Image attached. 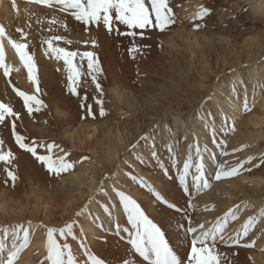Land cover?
<instances>
[{
	"label": "rangeland",
	"instance_id": "1",
	"mask_svg": "<svg viewBox=\"0 0 264 264\" xmlns=\"http://www.w3.org/2000/svg\"><path fill=\"white\" fill-rule=\"evenodd\" d=\"M20 1H23V3H20L23 6H30L29 0H20ZM170 1L171 0H169V2ZM145 2L147 3V0H145ZM213 2L214 0L208 4L205 3L206 6H202V8L208 10V14L204 16L203 19H194L189 24L185 23L177 26L176 23L177 16L174 14L176 22L173 25L169 26L167 29L172 30V32L178 29L181 31L192 32L195 35V37L198 38L199 41H202L204 40V38L208 37L209 39L212 40L213 43H215L217 42L218 38L223 34L222 28L227 27L226 29H224L225 30L224 34L229 36L237 44L238 48H240L239 47L240 44H242L243 40L246 39L248 36H255V37L262 36L260 33L262 32V27L260 28L258 27V29L254 31L252 30L251 21L249 20L250 19L249 16L251 15V10L248 8L247 5H245L246 3H244L242 0H233L228 5H226V7H222V8L221 6H219L218 3L216 2L213 3ZM234 4H237L238 6L241 5V8L236 9ZM222 9L225 11V14L223 13V15L221 13ZM239 9H242L239 17L235 21L230 20L231 16L235 12L239 11ZM47 11L48 12L54 11V13L60 17V20H58V22L56 23L50 24L49 22L51 19H49L50 17L48 16ZM226 13H231V15H226ZM220 15L224 17L225 21L229 22L225 27H223L222 24H221L222 27L219 26L220 24L218 23L219 21L217 16ZM226 18L229 20H227ZM17 20H18L17 16H13V22L11 25V32L9 34V38L12 39L14 42L25 43L27 45L25 51H27L28 54L33 57L37 70L38 88H39V91L37 92L36 86L33 85V83L28 79L27 70L20 62L19 57L16 54V51L14 50L21 65V68L18 71H16L13 68V64L11 62L7 61L5 53L3 51L4 54L3 63L6 66H10L12 68V71H10L9 75L5 77L3 74V69H0V77H1L0 103H5L8 106H10L16 115L13 116L6 115L5 120L3 122H0V132L2 134H4V132H9L10 134L7 147L5 146L4 148H2L4 150L0 151V153L6 154V152L7 153L11 152L12 156L14 157L13 160L17 164V170L16 171H13L11 169L8 170L13 172L16 177L15 181L13 182L11 179H9L7 175V171L5 170L7 166L6 163L4 161H0V170H1L0 176L2 177V182H1L2 186L0 187L6 188V190L12 194V196L15 195L20 197L26 194L27 192L33 195L36 193V190L44 193V192H48V190H50L51 188L54 189L53 187L57 186L59 179L61 177L70 174V172H74V168L76 169V167L81 165L80 164L81 161H84L85 159L90 160V157L94 159L95 156L92 157L90 153V149L94 150L95 155H97V158L104 159L105 158L104 151L106 147L105 145L110 140L109 138H106L102 132L107 128V126L105 127L103 125L104 123H111L112 125H114L115 123L119 122L121 125L125 126L123 127L122 133H124L126 136L129 135L131 138L135 136V126L131 120H128L129 118L118 120L110 116L101 115L98 112V110H101V107L107 110L106 95L108 97L110 94V89H112V86L110 85L112 82L110 81L109 75H105V76L101 75V79H99V77H97L98 74L94 73L97 77L96 78L97 81H99V82L96 81L100 86V91H98L96 84L92 80V77L88 74L87 60L86 61L83 60L85 61L83 62L80 60L79 57H77L74 60V64H76L79 67L80 76L77 83L73 85L74 87H76L77 90V94L73 95L68 87V72L66 71L63 60L56 59L52 52H47L46 55L45 52L48 46L47 44L43 43V41L47 40L50 37L62 35L60 37H63L64 40L53 41V47L59 46L66 49L67 51L84 52L82 51V49L81 51H79L77 48L74 47V45L77 46L76 45L77 43H75L74 41H78V44H81V43H85L86 40L89 39L90 37L96 38L97 36L99 40L96 39L97 42L96 40H94L95 42L94 48L97 49V51H99V53H97V56L99 58H103V55H106L105 52L107 50H105V47L103 50L102 43H100V37H99L100 34H104L102 36L103 39H101L103 43L107 42L108 49L111 46L112 48H110V50L112 49L111 51H114L116 46L114 44H116V42L118 43L117 40L119 39L124 40V38H126V36L117 34L116 31V28H118L119 31L123 32L121 27L122 25L120 26L118 22H114V29L111 33H109L104 28L102 23L99 24L100 29H98L99 28L98 25H89L88 30L86 31L85 25L76 21L69 14V12H61L59 10V5H55L52 7L42 6L40 7L39 11L35 12V16L29 17L28 19H26L25 17L23 20H19V21ZM74 25H77L78 27H75ZM196 25H199V27L196 28L195 27ZM17 29H19L20 31H17ZM58 30L60 32L59 35H57ZM81 40H83V42ZM113 40L114 42H112ZM64 41H70L71 43H65ZM150 47H149L150 49L145 48L144 49L145 51H142L143 57H144V53L148 52L147 59L149 60V62L152 59H154V57H156L157 54L155 55V53L160 51L158 47L157 48H154L152 46ZM215 49L216 47L214 48V50ZM240 50L241 48L238 51L240 55H242L240 59L242 63L238 64L241 67L237 69L236 72L238 73L237 76H239L242 81V79L245 80L247 77V75L245 74V67L243 66V64L247 62V56L245 53L246 51H240ZM253 51H254L252 55L253 61L262 62V57L264 58V53L256 55L257 54L256 51L255 50ZM178 53L181 52L177 51L174 54H178ZM168 55L169 54L165 53L161 58V60L164 63L165 69L172 68L174 65L173 62L168 61L167 59ZM213 55L215 54H212V56ZM217 55L213 56V58L210 60L211 61L210 65L212 67V70L214 72H218L214 81L220 83L221 89L227 87L228 86L227 84L235 85L241 83V81L237 82L238 77L230 75L233 74L232 71L234 68L233 66L236 64V62H234L235 59L230 57L229 58V60L231 59L230 62L225 66L224 64L222 65L220 64L221 60L219 59L221 58L222 54L220 55L217 54ZM142 56L141 58H143ZM190 59H191L190 57L187 58L186 55L182 54V57L178 59V63L181 62L186 69L188 68V63ZM143 61L145 62V60ZM99 63L102 64L100 60L98 61V66H100ZM118 66H121V64ZM230 67L233 68L229 69ZM41 68L46 69L47 72L44 74V72L41 71ZM101 69H102V65H101ZM110 69L112 70V65L111 67H109L108 70L109 73L111 72ZM116 70H119V68ZM160 70L161 69L157 71L160 72ZM120 71L122 72L121 67H120ZM141 71L143 74L139 73V76H137L136 73H133V76L128 77L131 83L130 86L125 85V82L122 79H120V76L115 81L120 86V91L128 92L129 95H132L134 102L136 103V106H140V108L145 107L147 109H150L149 102L153 104L155 103V100L157 99V97H159V95L165 96L164 93L162 92L159 93L160 88L162 89L166 87L168 88L169 86H167L168 84H166L163 80H160L158 76L150 73H144L143 70ZM196 71H200V66L196 67L194 72ZM49 74L52 75L53 81L49 79L48 76ZM81 74L83 76L82 78H81ZM157 74L159 73L157 72ZM119 75L121 74L119 73ZM208 75L211 77H209ZM208 75L206 74L207 76L205 79L206 85L208 84L210 85L212 83L211 81L213 77L209 73ZM197 86L198 85H191L192 89L194 90ZM261 86H263L262 96L264 97V84L263 85L260 84V87ZM13 89L24 92L26 95H36L37 98L40 101H42L41 105L39 106V110L38 111L34 110L31 114H29L28 110L24 107L22 98L17 96L16 91H14ZM186 95H188L187 99L198 98L197 92H192L191 95L189 94ZM92 99H94L96 105L92 104L91 102ZM98 100L101 101L102 103H97ZM239 104L241 105L240 102ZM179 105L180 104H177L172 108H177ZM89 106H91V114H89L88 111ZM35 107L36 106L33 105L34 109ZM185 107H186L185 108L186 111L190 109L189 106H185ZM257 108L258 107H256V105L252 103L243 105L241 106L239 112H237L236 116L231 115L232 117H234V119L230 120L231 123L227 122L229 125L220 124L212 127L216 132L211 136L208 135L207 136H208V142L211 146V151L208 153V157L212 155L213 158L206 159L208 168H207V172H205V176L208 180L209 186L207 188H204L203 181H201L199 192L196 191V187L192 181V176L195 175L193 173L194 171L193 168L190 169V175L187 180L188 191L185 192L181 187V185L178 183L177 170L182 169L184 165L183 164L181 166V160H182L181 151L177 150V148H179L180 145L176 144L175 148L171 147L172 152L170 153L168 149L169 146H171L172 141L170 137H166V139H164L165 134H163L162 128H160V130H155V128L152 129V132L154 134H157L155 140L156 142L154 143L155 146L154 153H156L155 156L152 155V151L150 153L151 149L148 147V142L141 139L142 137H145V135L142 133V136L138 138L140 142V146L141 147L144 146V149L146 147L145 152H148L147 156L148 158H151V162L142 164L141 165L142 171H139V174L131 166H128V168H124V172H126L125 173L126 179L123 182H120V185L123 187V189H119L118 191L123 192L126 195L133 198L134 200H136V202L145 211V214L148 216V218L151 219L161 229V231L164 232L165 238L169 242V246L172 248V250L177 255V257L182 261V264H187V256L191 251V247H192L191 241L193 236L199 234V231H203L210 227L211 228L214 227L215 225L212 222L216 220V218L219 219L220 216L224 214L223 213L225 212L223 207L224 204L221 200L224 201L225 193L217 192V189L222 184L224 185V187H226L227 190L230 189L234 191L232 198L233 200L231 199V202L234 204L233 207H237L239 205L240 207H238L237 214H235V219H232L231 216L228 217L226 226L223 230L222 235L224 233L230 235L228 238H225L227 239V243L223 242L225 239L220 240L218 239L219 237L217 238V242L215 244V250H216L215 254L219 257V264H252V258L256 254H259L258 253L259 251L264 252V249H259L258 252H255L256 243H258L261 240V237L264 235V233L261 232L259 228L261 226L260 224L264 221V186L252 185L249 182H245V183L240 182L239 184H237L236 182L237 180H239L240 177H245L247 180H250L251 178H253V176L258 175L264 167V163L263 165L261 163L264 162V139L249 141V142H255L257 144L256 147H258V150H261V152L258 153L259 156L261 157L256 159L253 158V156H251L255 151V145L249 143L248 140L244 141V139L246 138L245 130L250 126L249 123L248 124L245 123L244 117L249 115L253 111L260 113L259 108L258 109ZM59 112L65 114L67 117L71 119V121L73 120L72 121L73 123L67 126H61V125L59 126L56 120ZM149 113L151 118L154 119L155 117H157V114H153L151 112ZM17 116L19 117L18 119ZM140 123H141L140 127L144 128L143 130H145V125H148L151 122L148 120L147 117L146 118L142 117V119H140ZM13 124H15L16 126L15 127L16 134L22 135L25 138L24 143L36 147L37 155H51L52 158H55L56 157L55 152L49 154L47 151V145L53 144L56 147H59L60 149H64L63 152L66 154L65 159L67 160V162L73 165V168L68 170L67 172L61 173L60 175L50 174L46 170L45 166L39 161H37L31 153L20 149L19 146L16 144L13 136V131H14ZM84 125L87 127H90L92 125L99 127V129L101 130H98L94 136L97 137L95 138V140L97 139L98 141V139H100L102 143L94 144V142H92L90 144L91 148L89 149V151L87 152L85 151L82 153L71 147V144L67 137L71 134L74 135L76 128H81ZM111 131L109 132L110 133L109 135L112 134ZM42 132L48 133L49 137H44L42 135ZM149 132H151V130H149ZM76 133L79 134L80 132L77 131ZM235 134L236 135L238 134V140L236 141H239V138L243 139L241 140V142H239L240 144L238 145H236V141H234V137L236 136ZM166 135H170V134H166ZM40 145H43V147H40ZM231 150L233 153L229 156L228 153ZM188 154L189 153L183 154L182 161L184 163L189 158ZM120 155L121 158L122 156H124L123 153H120ZM173 157L176 160L175 167H173ZM249 158H251L250 162H249ZM29 163L31 164L33 163L37 167L36 168L37 173L35 176L31 175L28 172L29 169L27 166ZM221 166L223 168V171L225 172H227V166H230L231 170L234 168L237 169V173L232 175L231 177H222L220 180H216L214 178L215 172L217 169L221 168ZM145 173L149 175L146 176ZM165 173H167V175ZM32 177L34 179L30 180ZM150 178L153 181V183L151 182ZM141 179L144 180L147 184L151 185L153 188H155L157 192L159 191V193L164 197V199L168 201L170 205H174L175 208L166 206L165 204H162L159 201H157L146 188L140 185L139 180ZM230 182H235L236 188H232L228 186L229 184H231ZM30 183L31 185L29 186ZM28 187H30L29 190ZM161 188H164L165 190H162L163 192H161L160 191ZM136 192L140 195V199H142V201L139 202L137 198H134L132 196V193H136ZM256 193H259L260 195ZM214 195L220 196L221 197L220 200L218 201V198H216ZM253 195L255 197H253ZM52 196L54 201H56L57 199V205H55L56 207L55 212L58 211V214H55V218H53L51 221L57 222L59 224L64 219L61 218L63 215L61 214V206H60L63 200H61L60 196H55L54 193H52ZM202 196H206V200L209 203H202V201L200 200ZM244 198H246V200H244ZM43 201L45 203L48 202L45 199H43ZM254 204L262 208L261 214L256 213L255 210L256 206H254ZM231 211L233 212V210ZM24 214L27 213L24 212ZM206 214H208V217L206 218L207 220L203 219V217ZM41 218L42 216L38 217L37 219H41ZM250 218H251V223H249ZM119 219L120 217L117 218L116 222L114 223V226L117 223H119L118 222ZM7 221L8 220H0V223L3 222L6 224L8 222H11V221L7 222ZM26 222L34 223L37 225V231L35 232V234H32L29 231L28 224L27 223L24 224V229L28 230L29 242L27 246L30 244L37 243L38 241L41 240V237H44L45 242L47 241L48 228H45L43 226L38 228L37 221L26 220ZM122 222L119 223L121 226V231L119 235L114 230V233H106V234L104 233L103 235L98 236L95 239L94 243H92L89 247L91 255L103 261V264H125V262H127V264H146V262L143 261L142 258H140L137 254L134 253V251L131 248V245L127 242L128 233L124 232L123 229L124 228L130 229L131 226L127 224V221L125 220V218L123 219V217H122ZM235 223L241 224L239 225L240 228H237L238 226L236 227L232 226ZM246 223H248V231L246 235H243L244 225ZM58 224L51 226L50 228L58 229L59 228L57 226ZM201 224L205 226L204 227L205 229L199 228ZM3 226L4 225L0 224L1 231L7 228V226L4 227ZM189 226L197 228L198 229L197 233L188 235L186 229ZM257 229H259L258 231L260 232L258 235H257ZM0 234L2 235V233ZM18 235L22 236L23 230H21ZM54 238L58 244L60 245L67 244L69 246V249L71 250L73 257L75 258L76 264H90L89 258L88 256L85 255L84 249L81 247V243L78 239H74L72 237L69 238L66 236L61 237L58 231L54 234ZM236 240H238V243L233 242ZM8 242H9V237H8ZM246 244H252L253 246L252 247L242 246ZM26 247L23 248L22 251L18 253L17 257L14 260V264H22L21 262L22 257L20 255L24 254ZM10 250H12V247L8 245V248L6 249L4 248L2 254H4L7 257L8 252ZM226 250L232 252L231 258L225 255L224 251ZM44 253L45 250L43 251L41 257H39L38 264H44L43 261L45 259H43V257L47 256V254ZM4 261H6V258L3 257L2 263L0 264H4ZM45 264H49V262L46 261Z\"/></svg>",
	"mask_w": 264,
	"mask_h": 264
},
{
	"label": "bare ground",
	"instance_id": "2",
	"mask_svg": "<svg viewBox=\"0 0 264 264\" xmlns=\"http://www.w3.org/2000/svg\"><path fill=\"white\" fill-rule=\"evenodd\" d=\"M211 1L213 0H171L169 2V7L172 8L173 13L177 16L176 23L178 26L185 23L189 24L191 21H193V18L196 16V13L202 8V6H206V4L210 3ZM231 1L233 0H214V2L218 3L221 8L226 7V5H228ZM242 1L246 3L245 5H247L251 10L249 20L251 21L252 30L254 31L257 30L258 27H262V32H260L262 35L261 37L248 36L239 46L241 48L240 51H246L245 53L247 56V62L243 64L247 77L245 80L242 79V81L241 78L237 76L238 73L236 72V70L241 67L238 64L242 63L240 60L242 55H240L238 51L240 48H238L237 44L229 36L224 34V29H226L227 27L222 28L223 34L215 43H213L212 40L208 37H203L204 40L199 41L192 32L181 31L179 29L174 30L173 32L170 29H165L164 31H159L155 28L146 29L143 30V38H141L139 35H137L135 38L126 36L124 40H120L118 38L120 41L117 40L118 43L115 41L116 44H114L116 45L114 50L115 52L111 51L112 49L110 50V48H112L110 44V48L108 49V43H103V41L101 40L103 39L102 36L104 34H100V43H102L103 50L104 47L105 50H107L105 52L106 55H103V58H99L97 56V53H99V51H97V49L93 47V41L96 39L99 40L97 36L96 38H91L89 36L90 38L87 39L85 43L81 44H78V41H74L75 43H77V46L74 45L75 48H77L79 51H81L82 49V51L93 52L95 58L98 61L100 60V62H102V64L99 63V68L101 71L97 77H99V79H101V75H109L110 77V81L112 82L110 85L112 86V89H110L109 96L107 97L106 95L107 110L103 108L104 115L113 117L118 120L129 118L128 120H131L134 123L135 136L132 135L134 137L131 138L129 135L126 136L124 133H122L123 127L125 126L121 125L119 122L115 123L114 125H112L111 123H104L103 125L105 127L107 126V128L102 132L104 136L106 138H109L110 140L105 145V158L99 159L97 158V155H95L94 150L90 149V144L92 142H94V144L102 143L100 139H98V141L97 139L95 140V138L97 137L94 136L95 133L101 129H99V127L95 125H92L90 127L84 125L81 128H76L74 135L71 134L67 137L71 144V147L82 153L85 151L87 152L90 149L92 157L95 156L94 159L90 157V160L85 159L84 161H81V165L76 167V169L74 168V172H70V174L61 177L58 181L57 186H54V189L51 188L50 190H48V192L42 193L36 190V193L33 195L27 192L26 194L18 197L15 195L12 196V194L7 191L6 188L0 187V220L11 221H7L8 223L6 224L3 222L0 223L1 225L7 226V228L4 229L6 231L0 230V233H2V235L0 234V244H3L5 249L8 248V245L12 247L13 242L19 245V243L23 239V235L20 236L18 234L21 230L24 229L25 223L28 224L29 231L32 234H35V232L37 231V225L34 223L26 222V220L37 221L38 228L41 226L50 228L51 226L58 224L57 222L51 221L53 218H55V214H58V211L55 212L57 199L56 201L53 200L52 193H54L55 196H60L61 200H63L60 206L61 214L63 215L61 218L64 219L57 225L59 227L58 229L65 227L68 223H72V234L65 236L78 239L80 243L83 240L84 245L89 253L90 245L94 243L95 239L98 236H101L104 233H114V230L116 231V225L114 226V223L116 222L117 218L120 217V219L118 220L119 223L122 222V217L123 219L125 218L126 221L127 218L123 212L122 207H119V199L115 196L113 188H115L116 190L123 189V187L120 185V182H123L126 179V172H124V168H128V166H131L139 174V171H142L141 165L151 162V158H148L147 156L148 152H145L146 147L144 149V146H140L138 138L142 136V133L145 136L149 137L146 142H148V147L151 149L150 153L152 151L153 154L155 152V146L153 145L156 142L155 140L157 134H154L152 132V129L155 128V130H160V128H162V132L163 134H165L164 139H166V137H170L172 141L171 147L175 148L176 144L180 145L177 150L181 151L182 160L183 154L189 153L188 155L189 157H191L194 174V165L197 160V147L199 148L200 155L203 158L204 170L205 172H207L208 167L206 159L213 158L212 155L208 157V153L211 151V146L208 142V136H211L216 132L212 127L220 124L229 125L227 122L231 123L230 120L234 119V117H232L231 115L236 116L241 106L252 103L259 108L261 113L260 114L256 111H253L252 113L244 117L245 123H249L251 126L250 127L248 125L249 127L245 130L246 138L244 139V141L248 140L249 142L253 140L255 141L264 139V97L262 96L263 86L260 87V84H264V58L262 57V62H258L253 61L252 56L254 53L253 50L256 51V55L264 53V0ZM20 3H23V1L0 0V26L4 28L5 35L8 38L11 32L13 16H17V21L23 20L25 17L26 19H28L29 17L35 16V12L39 11L40 7L43 6L37 3H30V6H23ZM13 4H15V8L13 7ZM234 6L236 7V9L241 8V5L238 6L237 4H234ZM221 11L222 15L223 13L225 14V11L223 9ZM241 11L242 9H239V11L235 12L231 16L230 20L235 21L239 17ZM51 12L47 11L48 16L50 17L49 19L58 22V20H60V17L55 14L54 11ZM226 15H231V13H226ZM217 17L219 21L218 23L220 24L219 26H221L222 24V26L225 27L229 23L225 21L223 16L220 15ZM74 26L78 27L77 25ZM121 27L123 32L127 30L126 26L122 25ZM98 29H100V26ZM135 31L140 32L141 30ZM59 34L60 32L58 30L57 35ZM81 41L83 42V40ZM112 42H114V40ZM2 44L7 61L11 62L13 64V68L18 71L21 68V65L14 52V49L8 44L7 39L2 40ZM133 46L139 48V51H134L130 54L129 49ZM150 46L154 48L158 47L160 51H158L159 53H155V55L157 54L156 57H154V59L149 62V60L147 59L148 52L144 53L143 57L142 51H145L144 49H148ZM215 47L216 49L214 50ZM177 51H180L181 53L174 54ZM165 53L169 54L167 58L168 61L174 63L173 67L168 69L166 68L167 70L165 69L164 63L161 60L162 56ZM182 54L186 55L187 58H191L188 63V68L186 69L181 62L178 63V59L182 57ZM212 54H222L219 60H221L220 64H224L225 66L230 62V57L234 58V62H236V64L233 66L234 68H229H233V74L230 75L238 77L237 82L241 81V83L235 85L227 84V87L221 89L220 83L214 81L218 72H214L210 65V60L213 58V56H215H212ZM141 56L144 59L141 58ZM143 60H145V62ZM120 64L121 66H118ZM111 65L112 70L110 69L111 72L109 73L108 70ZM199 66L200 71L194 72L196 67ZM120 67L122 68V72L120 71ZM118 68L119 70H116ZM159 69H161L160 72L157 71ZM141 70H143L144 73H150L158 76L160 80H163L166 84H168L167 86H169L168 88H160L159 93L162 92L165 94V96L159 95V97H157L155 103L153 104L149 102L150 109H147L145 107L140 108V106H136L132 95H129L128 92L120 91V86L115 81L120 76V79L125 82V85L130 86L131 83L128 77L133 76V73H136L137 76H139V73H142ZM41 71L44 72V74L47 72V70L43 68H41ZM157 72L159 74H157ZM119 73L121 75H119ZM208 73L213 77L211 81L212 83L210 85L205 84V79L207 77L206 74L208 75ZM48 76L49 79L53 81L52 75L49 74ZM82 77L83 76L81 74V78ZM97 82H95V84H97ZM191 85H198L196 87L197 89H192ZM192 92H197L198 98L187 99L188 95L186 94L191 95ZM91 102L92 104L96 105L94 99H92ZM239 102L241 103V105L239 104ZM177 104L180 105L177 108H172ZM185 106H189L190 109L186 111ZM98 112L101 114V110H98ZM149 112L157 114V117H155L154 119L151 118ZM142 117H147L151 122L150 124L145 125V130H143L144 128L140 127V119H142ZM57 118L56 120L59 126H67L73 123V120L71 121L69 117L60 112L58 113ZM149 130H151V132H149ZM77 131L80 133L77 134ZM110 131L112 132L111 135H109ZM9 135V132H4V134L0 132V141H3L0 146V151L4 150L2 148H4L5 146L7 147V144L9 142ZM42 135L44 137H49V134L45 132H42ZM236 140H238V134L234 137V141ZM241 140L243 139L239 138V141H236V145L240 144L239 142H241ZM249 143L255 145V151L251 156H253V158L255 159L260 158L261 156H259L258 153H260L261 150H258V147H256L257 144L255 142ZM63 150L64 149H60L59 147H54L52 152H55L56 157L53 159H58L60 157L65 158L66 154L63 152ZM120 153H123L124 155L122 156V158ZM232 153L233 152L231 150L228 155L230 156ZM182 160L181 166L184 164ZM261 163L263 165L264 162ZM32 164H28V172L31 175L35 176L37 173V167L34 164L32 166ZM6 165L7 166L5 170L7 171L10 169L13 171L17 170V164L13 159H11L9 163H6ZM228 170H231L230 166H227V171ZM145 175L148 176L149 174L145 173ZM106 177L108 178L107 180H105ZM33 179L34 178L32 177L30 180ZM1 182L2 177L0 176V186H2ZM151 182L153 183L152 180ZM236 182L237 184H239L240 182H249L252 185L264 186V167L258 175L253 176V178H251L250 180H247L245 177H240ZM230 183L231 184H229L228 186L236 188L235 182ZM30 185L31 183L29 184V186ZM29 189L30 187H28V190ZM162 190L165 189L161 188L160 191L163 192ZM217 192L225 193L224 201L221 200L224 204L223 207L225 212H223L224 214L220 216L219 219L216 218V220H212V223L214 225L218 220H220L221 223H224L223 218L225 217V215L228 214L230 210H233L234 215L237 214L238 207H240V205L237 207H233L234 204L231 202L234 191L230 189L227 190L226 187H224V185L222 184L217 189ZM105 193H107V195H105ZM254 195L253 197H255ZM132 196L134 198H137L139 202L142 201V199H140V195L137 192L132 193ZM214 196L218 198V201L221 198L217 195ZM43 199L47 200L48 202L45 203ZM200 200L202 201V203H209L206 200V196H202ZM244 200H246V198H244ZM254 206H256V213L261 214L262 208L255 204ZM24 212H26L27 214H24ZM40 216H42V218L37 219ZM207 217L208 214H206L203 219H206ZM236 223L232 226H238L237 228H240L239 225L241 224ZM260 225V231L264 233V221ZM258 230L259 229H257V235L260 233ZM81 232L83 233V235H81ZM17 236L19 237V239H17ZM223 236L225 238H228L230 235L224 233ZM225 241H227V239H225L223 242ZM259 249H264V235L261 237V240L256 243V251H254L258 252ZM44 250V254H47L45 239L44 237H41L40 241L35 244L28 245L24 254L20 255L22 257V264H38L39 257H41ZM224 252L225 255L231 258L232 252H230L229 250H226ZM258 253L259 254H256L252 258V264H264V252L259 251ZM3 257L7 259V257L2 254V251H0V263H2ZM46 257L47 256L43 257V259H45L43 261L44 264L47 261Z\"/></svg>",
	"mask_w": 264,
	"mask_h": 264
},
{
	"label": "snow or ice",
	"instance_id": "3",
	"mask_svg": "<svg viewBox=\"0 0 264 264\" xmlns=\"http://www.w3.org/2000/svg\"><path fill=\"white\" fill-rule=\"evenodd\" d=\"M30 3H37L45 7H52L59 5V10L61 12H69V14L78 22L85 25V30H88L89 25H99L103 24L104 28L111 33L114 29V22H118L119 25L126 26V31L120 32L117 28V34L129 36L135 38L139 35L143 38L144 31L146 29L155 28L159 31H164L169 26L173 25L176 20L171 7H169V0H29ZM15 8V4H13ZM71 10V11H69ZM114 14V16H113ZM208 14V10L201 8L193 19H203L204 16ZM57 21L52 20L49 23H56ZM196 28L199 25L195 26ZM135 30H141L137 32ZM17 31H20L17 29ZM23 36V34H22ZM7 39L8 44L16 51L20 62L23 64L24 68L27 70L28 79L36 86V91L38 88V76L36 66L33 57L25 51L27 45L25 43H17L5 35V30L0 26V69H3V74L7 77L12 71L10 66H6L3 54V44L2 40ZM64 40L63 37L53 36L43 41L47 44L48 48L45 52H52L56 59H62L66 71L68 72V87L73 95L77 94L75 85L79 79L80 72L79 67L74 64V60L79 57L81 61L87 60L88 74L92 77L93 82H96V75L100 73V68L98 66V60L95 58L94 53L91 51L75 52L67 51L66 49L56 46L53 47V41ZM65 43H71L70 41H64ZM95 42L93 41V47ZM134 51H139V48L133 46L129 49L130 54ZM95 73V74H94ZM97 90L100 91V86L96 84ZM16 91V95L21 97L24 103V107L31 114L34 110H39V106L42 101H40L36 95H26L24 92ZM97 103H102L97 101ZM35 105V109L33 108ZM89 114H91V106H89ZM16 115L12 108L5 103H0V122L5 120V116ZM101 115H104L103 108L101 107ZM19 117L17 116V119ZM15 124H13V136L16 144L20 149L31 153L37 161L42 163L46 170L50 174L60 175L63 172L73 168V165L64 157L58 159H53L51 155H37V150L35 146L28 145L24 143V137L22 135L16 134ZM141 139L147 141L149 137L145 136ZM3 141H0L2 144ZM154 146V145H153ZM43 147V145H40ZM54 147L53 144L47 145L48 153H52ZM169 152H172L171 146H169ZM153 156L156 153L152 154ZM196 163L194 165L195 175L192 176L193 184L196 187V191H200L201 181H203V187L207 188L209 186L208 180L205 176L203 158L200 155V150L196 149ZM11 159H14L11 152L6 154L0 153V161L9 163ZM251 158H249L250 162ZM176 166V160L173 157V167ZM193 168L191 163V157H189L182 169L177 170V180L185 192L188 191L187 180L190 175V169ZM7 171V170H6ZM237 173V169H232L230 171H223V168L217 169L215 172V179L220 180L222 177H231ZM167 175V173H165ZM9 179L13 182L16 177L13 172L7 171ZM108 178L106 177L105 180ZM142 187L146 188L152 196L162 204L166 206L175 208L174 205H170L164 197L155 190L151 185L147 184L144 180H139ZM115 196L119 199V207H122L123 212L127 218V223L131 228H124L123 231L128 233V243L131 245L132 250L137 254L146 264H182V261L177 257L172 248L169 246V242L165 238V234L161 229L145 214V211L141 206L123 192H120L113 188ZM107 195V193H105ZM191 206V205H190ZM231 215L235 219V215L230 210L228 214L225 215L224 223L218 220L214 227L208 228L203 231H199V234L194 235L191 241L192 247L191 251L187 256V264H219V257L215 254V244L217 238L224 240L225 237L222 235L223 230L226 226L227 217ZM191 223V222H189ZM251 223V218L249 220ZM204 225L199 226L200 229H204ZM73 224L68 223L65 227L60 229L48 228L47 229V261L49 264H76L75 258L73 257L71 250L67 244L60 245L54 238V234L58 231L61 237L65 235L72 234ZM6 231V230H4ZM121 231V226L119 223L116 224V232L119 235ZM198 229L189 226L186 229L188 235L197 233ZM248 231V223L244 225L243 235H246ZM15 234V233H14ZM81 235L83 233L81 232ZM17 239L19 237L17 236ZM28 230L23 229V239L17 245L13 242L12 249L8 252L7 259L4 264H14V260L18 253L27 246L28 244ZM227 243V241H225ZM238 243V240L233 241ZM244 247H252V244L242 245ZM81 247L84 249L85 255L88 256L90 264H103V261L97 259L95 256L88 252L84 245L83 240L81 241ZM4 250V245L0 244V251ZM127 264V262H125Z\"/></svg>",
	"mask_w": 264,
	"mask_h": 264
}]
</instances>
